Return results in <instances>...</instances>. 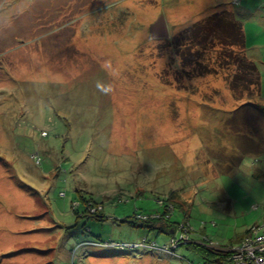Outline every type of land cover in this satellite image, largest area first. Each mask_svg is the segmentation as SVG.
Masks as SVG:
<instances>
[{"label":"rangeland","instance_id":"374dc122","mask_svg":"<svg viewBox=\"0 0 264 264\" xmlns=\"http://www.w3.org/2000/svg\"><path fill=\"white\" fill-rule=\"evenodd\" d=\"M233 1L0 0V264L203 263L191 241L175 253L107 245L175 236L177 223L169 234L141 225L170 224L158 211L172 192L182 207L171 219L222 250L217 262L264 225V127L237 166L233 67L189 78L170 43L203 17L242 8L247 55L264 76L262 0ZM161 16L167 39L150 32ZM80 194L104 217L75 213Z\"/></svg>","mask_w":264,"mask_h":264},{"label":"trees","instance_id":"16d2710c","mask_svg":"<svg viewBox=\"0 0 264 264\" xmlns=\"http://www.w3.org/2000/svg\"><path fill=\"white\" fill-rule=\"evenodd\" d=\"M170 43L175 55L180 59L181 66L184 69L189 68L187 71L189 78L217 74L220 70L233 67L232 73L228 74L229 89L234 100L242 103L234 111L233 118L228 121L234 122V126H237L236 130L234 129L237 140L234 147L238 150V154L234 155L236 158L233 162L238 163L237 166H239L245 155L257 152L260 146L256 143V138L264 127L262 75L258 64L247 55L246 31L243 21L237 17L234 10L224 9L182 29L172 37ZM260 124L261 128H259ZM175 196L172 192L169 197L165 198L166 202L172 203L175 208L182 207ZM80 199L82 205L79 209L73 210L75 213L87 217H104L103 209L99 212L100 214H90L86 211L87 202L95 203L97 200L85 194H80ZM166 207L167 204H164L158 212L165 213ZM168 222L170 224L165 223L163 226H157L148 221L141 222V225L157 228L159 232L169 234L171 228L178 222L171 218ZM242 238L243 236L238 239ZM190 243L195 244L199 255L205 259L203 264H215L218 256L223 255L222 250L207 245L203 241H191L188 244Z\"/></svg>","mask_w":264,"mask_h":264},{"label":"built area","instance_id":"2783aa9c","mask_svg":"<svg viewBox=\"0 0 264 264\" xmlns=\"http://www.w3.org/2000/svg\"><path fill=\"white\" fill-rule=\"evenodd\" d=\"M237 2V1H236ZM238 3V2H237ZM37 162L41 161L39 156L35 155ZM62 195H65V192H62ZM159 204L163 206L167 204L166 207V217L172 218L174 213V205L172 203H167L165 199L160 200ZM81 201H75L72 203V209H79L81 207ZM86 211L90 214H97L103 209L102 204H95L92 201L87 202ZM163 213V212H162ZM172 215V216H171ZM152 218H158L161 215H145L137 213L136 218L138 220H147ZM168 219V218H166ZM179 224V223H177ZM176 224L177 232L175 236H169L166 242L160 244L158 241H149L148 239H143L140 243H131V244H123L121 242H107V245L117 246L121 249L126 248H136L140 246H146L152 250H162L168 253H175V250L181 246L185 245L186 242L193 241L189 234L190 227L192 228L190 222L185 225L181 222L179 229ZM193 229V228H192ZM179 230L181 233H179ZM179 233V234H178ZM178 234V235H177ZM193 264V263H191ZM203 264V263H199ZM217 264V263H215ZM221 264H264V225H254L248 229V232L243 236V238L233 245L230 249H228V253Z\"/></svg>","mask_w":264,"mask_h":264},{"label":"water","instance_id":"95a60500","mask_svg":"<svg viewBox=\"0 0 264 264\" xmlns=\"http://www.w3.org/2000/svg\"><path fill=\"white\" fill-rule=\"evenodd\" d=\"M150 32L154 38H169L170 31L166 18L161 16L155 23L151 25ZM217 264H221V262L218 261Z\"/></svg>","mask_w":264,"mask_h":264},{"label":"clouds","instance_id":"9594fccd","mask_svg":"<svg viewBox=\"0 0 264 264\" xmlns=\"http://www.w3.org/2000/svg\"><path fill=\"white\" fill-rule=\"evenodd\" d=\"M101 66L105 71L109 72V75H113V72L109 71L113 68L111 61H105ZM96 88L100 93L104 95H109L115 90L114 85L112 83L104 84L100 81L96 82Z\"/></svg>","mask_w":264,"mask_h":264},{"label":"crops","instance_id":"0c3cea01","mask_svg":"<svg viewBox=\"0 0 264 264\" xmlns=\"http://www.w3.org/2000/svg\"><path fill=\"white\" fill-rule=\"evenodd\" d=\"M236 1H237L238 3H237ZM254 1H255V0H247V3H249V4L251 3V4H252ZM233 4H234V5H237V6H238V5H241V4H242V0H234V1H233ZM262 6L264 7V0L261 1V6H260V8H261ZM232 10H234V9H232ZM234 11L236 12L237 17H238L239 19H241V18L239 17V15H241L242 13H244V12H243L244 10H243L242 8H239V9L234 10ZM203 18H204V17H203ZM167 22H168V20H167ZM168 24H169V23H168ZM168 27H169V26H168ZM176 33H178V32H176ZM250 58H251V57H250ZM253 60H254V59H253ZM261 61H264V59H263L262 56H261ZM262 69H263V68H262ZM260 71H261V69H260ZM263 71H264V69H263ZM261 75H262V91H263V96H264V76H263V74H262V71H261ZM152 211H156V210H152ZM152 211H151V212H152ZM146 213H150V212H146ZM203 231H204V230H203ZM205 233H206V232H205ZM206 234H207V233H206ZM232 244H233V243H232Z\"/></svg>","mask_w":264,"mask_h":264}]
</instances>
